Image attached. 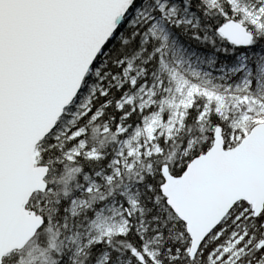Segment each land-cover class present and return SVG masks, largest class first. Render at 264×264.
Returning a JSON list of instances; mask_svg holds the SVG:
<instances>
[{
  "label": "snow or ice",
  "instance_id": "1",
  "mask_svg": "<svg viewBox=\"0 0 264 264\" xmlns=\"http://www.w3.org/2000/svg\"><path fill=\"white\" fill-rule=\"evenodd\" d=\"M0 264H264V0H0Z\"/></svg>",
  "mask_w": 264,
  "mask_h": 264
}]
</instances>
